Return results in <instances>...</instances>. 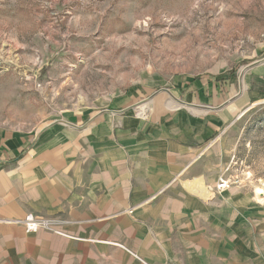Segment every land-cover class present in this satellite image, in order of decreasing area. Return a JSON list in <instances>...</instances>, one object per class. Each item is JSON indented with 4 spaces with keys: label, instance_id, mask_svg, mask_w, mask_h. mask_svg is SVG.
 Masks as SVG:
<instances>
[{
    "label": "crops",
    "instance_id": "obj_1",
    "mask_svg": "<svg viewBox=\"0 0 264 264\" xmlns=\"http://www.w3.org/2000/svg\"><path fill=\"white\" fill-rule=\"evenodd\" d=\"M152 113L60 123L37 141L0 125V264H264V196L216 189L219 113ZM31 213L63 234L28 231Z\"/></svg>",
    "mask_w": 264,
    "mask_h": 264
},
{
    "label": "rangeland",
    "instance_id": "obj_2",
    "mask_svg": "<svg viewBox=\"0 0 264 264\" xmlns=\"http://www.w3.org/2000/svg\"><path fill=\"white\" fill-rule=\"evenodd\" d=\"M262 58L264 0H0V125L85 123L166 87L218 106L239 91L243 67ZM244 85L237 100L207 111L219 113L213 117L229 145L216 189L264 196V64L246 72ZM170 100L160 93L127 113L206 112Z\"/></svg>",
    "mask_w": 264,
    "mask_h": 264
},
{
    "label": "water",
    "instance_id": "obj_3",
    "mask_svg": "<svg viewBox=\"0 0 264 264\" xmlns=\"http://www.w3.org/2000/svg\"><path fill=\"white\" fill-rule=\"evenodd\" d=\"M264 64V58L253 61L252 63L246 65L243 67V69L241 70V73L239 75V91L237 93H235L234 95H232L230 98H228L226 101H224L223 103H221L218 106H211V105H205V104H198V103H192V102H188L185 101L181 98H179L176 94L173 93V91L170 88H161L159 90L154 91L152 94H150L149 96L141 99L140 101L129 105L123 109H102L100 111H98L97 113H95L94 115H92L85 123L83 124H76L73 123L71 121H68L66 119H56L53 120L52 122L48 123L47 125L43 126L37 133L36 135V139L35 141L38 140L39 136L46 131L47 129H49L50 127L56 125V124H65V125H69L71 127L77 128V129H83L85 127H87L88 125H90L92 122H94L97 118H99L100 116H102L103 114L106 113H114V114H123L126 113L130 110L133 109H138L141 105L143 104H148L149 102H151L157 95H159L160 93H167L170 98L175 101L177 104L184 106V107H188V108H193V109H200V110H206V111H219L223 108H225L226 106H228L229 104H231L232 102H234L235 100H237L239 97H241L244 93L245 90V85H244V77L247 71H249L250 69ZM9 160L7 159H0V164H4L7 163Z\"/></svg>",
    "mask_w": 264,
    "mask_h": 264
},
{
    "label": "built area",
    "instance_id": "obj_4",
    "mask_svg": "<svg viewBox=\"0 0 264 264\" xmlns=\"http://www.w3.org/2000/svg\"><path fill=\"white\" fill-rule=\"evenodd\" d=\"M227 186H228L227 182L225 181L219 184L220 189L225 188ZM58 222H59L58 219L50 218L45 215H36V214H29L23 220V224L28 231H37L40 229H46V230L54 231L59 234H63V232L56 227V223Z\"/></svg>",
    "mask_w": 264,
    "mask_h": 264
},
{
    "label": "bare ground",
    "instance_id": "obj_5",
    "mask_svg": "<svg viewBox=\"0 0 264 264\" xmlns=\"http://www.w3.org/2000/svg\"><path fill=\"white\" fill-rule=\"evenodd\" d=\"M146 106H148V104H143V105H141L138 109L140 110V109H142V108H145ZM179 106H181V105H179ZM140 113V115H145V112H139ZM259 192H263V190L262 189H259Z\"/></svg>",
    "mask_w": 264,
    "mask_h": 264
}]
</instances>
